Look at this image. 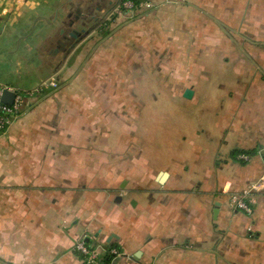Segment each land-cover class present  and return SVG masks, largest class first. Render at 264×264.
Masks as SVG:
<instances>
[{"label": "crops", "instance_id": "0c3cea01", "mask_svg": "<svg viewBox=\"0 0 264 264\" xmlns=\"http://www.w3.org/2000/svg\"><path fill=\"white\" fill-rule=\"evenodd\" d=\"M121 2L0 0V83L26 95L0 131V264H83L88 238L112 264H264V0H156L102 27ZM88 9L96 28L74 20L80 38L54 54L51 27ZM34 21L48 29L35 48L14 51L12 29L2 39ZM180 73L192 98L203 80L212 144L193 164L157 165L168 157L151 125L164 75Z\"/></svg>", "mask_w": 264, "mask_h": 264}, {"label": "rangeland", "instance_id": "374dc122", "mask_svg": "<svg viewBox=\"0 0 264 264\" xmlns=\"http://www.w3.org/2000/svg\"><path fill=\"white\" fill-rule=\"evenodd\" d=\"M96 1L98 3L101 0H96ZM106 6L108 7L107 4ZM94 12L96 11L94 10L92 11V9L83 10V11H73V12L68 11L67 13H65L64 11L59 25L56 27L52 26L51 27L52 30H50L53 37L52 48L56 46V42L58 40H61V36H62L61 32L63 30L65 31L63 36H66L67 39H71L69 38L68 35L70 30H72L71 28H73L74 26L73 25L75 22L74 20L78 18H82L84 14L86 15V20H83L81 23H79L77 28H79V31L81 29L87 30V32L91 34L92 31L96 28L95 26L97 25V20L95 18ZM150 12L151 11H146L142 14H147ZM68 13H73V17L71 19L68 18L67 16ZM138 13L140 12L134 11L129 14L134 15L135 18L137 15L139 16L142 15ZM126 17L127 15H123L119 17L116 13L114 14V12L112 11L105 18L106 19L105 25H107V23L108 24L116 23L119 19H124ZM131 20H133V18ZM70 24H72V27H70ZM105 25L103 24L102 27H104ZM46 26L47 24L46 25H44V23L40 24L39 22L37 23V21L36 22L34 21L31 24L27 23L25 34L24 35L21 34L18 36L17 35L19 33L18 30L21 27L20 26L17 27V25L12 26L10 24H7L3 29L4 37L2 39H6L5 37L7 38L9 37L11 29L16 31V33H14L13 36L14 39L13 41L16 44V48H14V51L26 52L27 45L33 48L36 47L37 43L32 41V39L36 35L39 36L44 28H46L45 30L48 31ZM104 28H107V26H105ZM24 37L26 38L25 40L22 39ZM8 52H9V48L5 49L3 53L4 55H7ZM165 59L166 58L164 57V60ZM167 60L168 59H166L165 61ZM185 60L187 59L180 57V62L186 65ZM186 76L187 75L183 73L164 75V82L166 84L172 85V87L171 86L168 87L170 88L168 89L169 91L166 89H163V91H161L162 94L161 102L164 105V109L161 108L162 109L160 112L161 115L158 117V119H156L157 123L153 122V125H151V130L155 138H158L157 141L160 142V144L155 145V147H157L162 153V155L158 154V157L166 155L168 157V161H166L167 159L165 160L164 158H161L157 161V165H165V166L173 165V163L176 161L187 165L189 163L193 164V162H195L196 160V155L194 151L197 150L198 148L199 149L201 148L204 152H206V150L210 148L212 144L211 139H209L208 135L206 134V130L213 129L212 127L213 122L211 118L210 109L208 107L209 102L206 100L207 96L205 95L203 80L201 79V81L197 83L198 95L196 96V98L185 99L175 96L177 94H179L180 96L183 95L186 88V84L184 83L182 78ZM171 79L176 80L174 84H171ZM15 90L18 89L15 88ZM22 94L25 96L24 93ZM164 150L169 151V154H163ZM155 187L156 186L152 187V189H149L150 190L149 193L153 194L158 192L157 189H155ZM133 211L137 212L138 208H135ZM126 229H131V228L126 226ZM99 249L102 248L100 247Z\"/></svg>", "mask_w": 264, "mask_h": 264}, {"label": "built area", "instance_id": "2783aa9c", "mask_svg": "<svg viewBox=\"0 0 264 264\" xmlns=\"http://www.w3.org/2000/svg\"><path fill=\"white\" fill-rule=\"evenodd\" d=\"M155 1L156 0H122L114 10V14L116 13L121 17L134 11H150L155 8ZM45 86L52 89H58L59 83L56 78H51ZM6 91L15 95L12 105L3 102V97ZM25 102L26 95L24 96L21 91L5 87L0 83V131H7L8 127L21 116ZM240 159L244 162H249L251 158L249 155L243 154L240 156ZM262 183H264V178L262 179ZM257 188L258 187H256V189ZM230 201L235 206V210L242 211L247 215L252 214L251 206L241 195H231ZM76 251L84 258V264H112V262L102 261L99 250L96 248L91 249L84 241L79 242Z\"/></svg>", "mask_w": 264, "mask_h": 264}, {"label": "water", "instance_id": "95a60500", "mask_svg": "<svg viewBox=\"0 0 264 264\" xmlns=\"http://www.w3.org/2000/svg\"><path fill=\"white\" fill-rule=\"evenodd\" d=\"M72 27V25H71ZM64 30L61 32L62 33V38L61 40H59L58 42V47L57 49L54 51V54H57L59 52H65L66 50V46H67V42H75L76 40L78 41V38H80L81 34L75 30L71 31V33L69 32V38L71 39H67L66 36L63 37V34H64ZM89 34V33H87ZM76 43V42H75ZM74 43V44H75ZM194 95V92L192 90H186L185 93H184V97L186 99H192ZM14 99H15V95L13 93H9V92H5L4 94V97H3V102L5 104H8V105H12L13 102H14ZM167 175L165 173H160L158 178H157V182L160 183V184H163L164 183V180L166 179ZM122 201V198H118V202H121ZM136 203L134 202L133 205H135ZM217 208H219L220 204L217 203L216 204ZM217 214V210L215 212ZM86 244H89L90 243V239L88 238L86 241H84Z\"/></svg>", "mask_w": 264, "mask_h": 264}, {"label": "trees", "instance_id": "16d2710c", "mask_svg": "<svg viewBox=\"0 0 264 264\" xmlns=\"http://www.w3.org/2000/svg\"><path fill=\"white\" fill-rule=\"evenodd\" d=\"M243 154H245V155H249V156H250V154H246V153H243ZM243 154H241V155H243ZM252 154H254V152H253ZM241 155H240V156H241ZM110 258H112V257H110ZM109 260H110V259H108L107 262H110V263H111V261H112L113 259L110 260V261H109Z\"/></svg>", "mask_w": 264, "mask_h": 264}, {"label": "flooded vegetation", "instance_id": "af4514ba", "mask_svg": "<svg viewBox=\"0 0 264 264\" xmlns=\"http://www.w3.org/2000/svg\"><path fill=\"white\" fill-rule=\"evenodd\" d=\"M82 18H83L82 20H86V15L84 14ZM78 20H79V19H78ZM70 33H71V32H70ZM63 37H64V36H63ZM67 43H71V42H67Z\"/></svg>", "mask_w": 264, "mask_h": 264}]
</instances>
